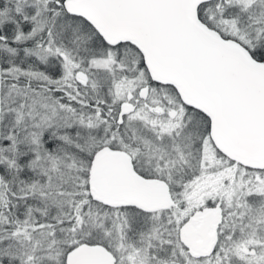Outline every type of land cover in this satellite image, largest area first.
I'll list each match as a JSON object with an SVG mask.
<instances>
[{"label":"snow or ice","instance_id":"1","mask_svg":"<svg viewBox=\"0 0 264 264\" xmlns=\"http://www.w3.org/2000/svg\"><path fill=\"white\" fill-rule=\"evenodd\" d=\"M0 264H264V0H0Z\"/></svg>","mask_w":264,"mask_h":264}]
</instances>
